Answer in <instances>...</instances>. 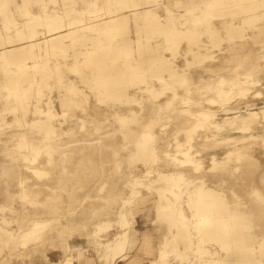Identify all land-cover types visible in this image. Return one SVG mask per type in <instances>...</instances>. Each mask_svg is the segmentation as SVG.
Returning <instances> with one entry per match:
<instances>
[{"label": "rangeland", "instance_id": "1", "mask_svg": "<svg viewBox=\"0 0 264 264\" xmlns=\"http://www.w3.org/2000/svg\"><path fill=\"white\" fill-rule=\"evenodd\" d=\"M138 2L143 13L150 6L164 21L173 19L178 22L183 19L181 12L187 14L193 9L198 13L202 10L209 11L211 20L219 25L221 22L231 20V12L234 10L236 16L234 20L244 22L242 25L245 33L255 31L252 29L254 27L251 28L254 22H258V26L259 23L261 26L264 25V2L253 9H245L240 7V4H236L235 8H231L232 10L226 5L216 8L208 0H138ZM123 4L127 6V3L119 0H76V4L73 0H0V33L9 38H15V31L21 30L22 39L28 41L27 49L33 48L36 54L35 59L31 60L32 63L33 61H37L38 64L46 63L52 68L61 64L63 70L60 82L55 74L49 77L47 73H44L42 67L34 73L35 76L32 74L28 78H21L17 67L9 66V75H15L20 83V89L17 90L19 95L16 97L15 89L11 88L12 91L9 92L6 88L7 76L0 66V118L4 116L5 121L9 122L2 123L0 119V127H4L0 130V138L5 135L10 136V133H17L12 143L7 145L0 143V203L7 205L4 215L18 221L13 228L14 232L8 246L0 248V264H109V259L103 257L104 251L100 243L114 239L117 232H122L118 223H114L109 230L105 229L101 234H95L93 242H89L86 236H91L98 224L108 216H111L112 221L117 219L115 213L112 212L110 215L114 202L112 189L130 179L131 174L144 175L145 166L142 163L131 171L128 164V150L122 142L127 139L134 140L131 138L133 131L130 132V129L122 131V125L123 119H126L129 120L128 123L134 128L133 130L141 131L144 128L141 124H145L152 114L149 105L153 102L156 103L154 104L156 108H159L158 104H160L163 117H159V120L166 123L165 132L158 133L155 137L159 155L161 150L166 148L168 139L174 135L184 138L187 128L199 124L194 132L191 156L200 162V168L196 169L195 162L171 165L160 159L154 167L168 172L183 171L188 180H192L189 184L191 189L197 187L196 183L199 182H196L195 178L200 176L206 179V185L220 189L225 197H218L215 194L209 198L218 205L221 199H225L229 208H235L238 211L240 215L238 221L243 226L242 231L248 239L252 240L251 246L254 248L255 255L261 260L259 264H264V251H261V246H264V181H262L264 174L256 181L257 176L264 172V84L261 85V82L256 79L259 77L252 68L256 60L261 63L260 67H264V30L259 31L257 36L250 39L244 46L238 42L237 50L232 48L234 43L224 28L221 30L220 49L222 50L212 44L207 32L203 35L204 45L195 48L193 52H187L186 42L182 43L176 51L174 48L164 46L165 42L161 41V37H156L157 43L159 42L158 52H166L177 65V76L183 75L186 79H178L173 82L172 87L167 88H164L163 84L156 79L149 81V88L146 82L129 87L136 101L148 104L140 113L138 121H135L131 120L133 117L125 106L118 105L117 100L113 99L107 90H100L97 80H93L92 70L82 60L84 58L82 53L86 51L106 49L111 43L123 44L122 38L119 39L120 37L112 31L104 30L105 21L114 13L120 14ZM58 14L61 16L62 29L68 32L65 38L67 52L70 54L68 57L63 56L62 49L47 46L42 42L48 34L45 23L53 20ZM248 14L254 16L246 20L250 16H247ZM257 15L261 18L256 20ZM188 26H195V24L189 20ZM28 27L32 35H29ZM30 44L35 46L31 47ZM74 53H80V60L75 64L77 73L74 72L73 67H68L74 64ZM210 53L217 55V58L214 60L207 58L206 55ZM108 63L110 65L112 60L108 59ZM247 72L252 74L247 75ZM220 77L225 78V86L231 93L226 103L232 108L230 111L251 109L255 111L254 116L263 120V124L247 130H238L237 123H233L234 121L225 123L221 128L212 126L210 122L206 125L201 124L204 119L201 111L212 108L219 112L224 106L220 103L211 104L207 98L208 95L216 96L208 85L215 84ZM243 77L244 80L246 78L250 80L241 81L243 83L238 84V79ZM71 81L76 83L79 93L69 90ZM188 98L189 102H186ZM23 99L27 106L26 119L28 120L37 116L38 109H53L57 113L54 122L56 133L61 139L62 150L73 149L67 157L59 155V151H56L51 161L44 162L47 147H43L44 151L38 155L34 166L45 169L46 173L42 176L34 173L26 178L24 195L21 191H17L21 188L18 179L22 175L20 172L22 165L7 160V156H10L8 153L20 150L17 143L19 133L28 129L16 125L13 121L14 115L20 114ZM79 105H81L80 108ZM232 115L236 114H229V116ZM222 116H224L222 113L218 117L212 115L210 120L221 119ZM82 117L87 120L83 129L79 128ZM137 122H141L139 127L134 126ZM69 126H73L70 135L63 130ZM87 128L91 129L90 133L93 137H98L103 142L99 151L91 154L80 153L74 149L72 143H68L71 139L82 137L87 133ZM205 130L213 132L215 137L220 138L219 143H214L211 139L206 140L203 137ZM243 134L248 136L254 134L260 142L252 149H242V153L238 156L230 153L223 167H212V155L217 158L224 157L233 150V146L239 142ZM168 148L174 149L170 145ZM115 150L119 154L115 155ZM25 152L30 154L28 150ZM116 156L120 158L119 163L114 160ZM235 166L237 168L234 174L223 173L221 180H214L220 171H224L222 169ZM156 177V174L152 172L145 174V177L141 176V179L144 183H149ZM251 179H255V182L250 183ZM44 180L46 184H40ZM102 181H106L105 190L97 195L92 193L90 189L93 182L99 184ZM144 183L138 185L141 198L154 199V191L145 190ZM152 185L155 187L162 184L154 181ZM125 194L128 196L129 193L125 192ZM196 196L197 194L193 192V194L184 193L180 197H173L174 200H178L177 206L184 212V217L174 220L175 223L170 220L174 219L175 214L167 217L160 212L158 216H155L158 227L155 225L153 228L157 233L169 236L177 234L178 238L174 241L175 243L155 242L152 254L142 250L141 263L145 264L150 259L157 257L158 260L165 256L167 264H214L218 257L225 254L220 242L213 238L202 239V233L197 227L198 216L192 210ZM29 200L34 201L31 203H34L36 207L35 214L38 218L46 219L49 218L46 217L48 215L52 217L51 224L54 219L58 223L53 230L46 227L38 239H32L23 244L24 229L18 228L22 217L15 211L17 205L22 202L27 203ZM56 205L62 206L60 212L55 211ZM70 205L73 209H70ZM9 206L13 210H10ZM0 214H2L1 211ZM129 218L131 223L126 233L128 245L124 255L118 258L115 264H124L136 255L142 236L139 228L143 227L142 221L148 220L143 217L140 221L139 218H133L131 215ZM226 223L230 224V220L226 219ZM68 241H70L69 244H67ZM72 243L75 244V248L71 247ZM77 243L79 244L76 245ZM76 252L80 254L77 259ZM51 253L55 255L53 258L50 257ZM157 260L152 264H156Z\"/></svg>", "mask_w": 264, "mask_h": 264}, {"label": "bare ground", "instance_id": "2", "mask_svg": "<svg viewBox=\"0 0 264 264\" xmlns=\"http://www.w3.org/2000/svg\"><path fill=\"white\" fill-rule=\"evenodd\" d=\"M119 1H122L125 4L127 3V6L125 7L124 4V7L120 6V9L122 10L121 13H114L111 15L110 19L105 21L104 30L109 32L112 31L113 34L120 37L119 39L122 38V40H124L123 44L118 45L111 43L106 49L100 48L96 51H86L82 53L84 57L82 60L85 65L92 70V73L94 74L93 80H97L100 90H107L108 94L111 95L113 99L117 100L118 105L125 106L130 112L131 117H133L131 120L135 121H138L140 113L144 111L146 107L145 105L148 104L136 101V98H133V94L129 87L146 82L147 88H149V81H151V79H156L163 84L164 88H167L172 87L173 82L178 79H186L183 75L177 76V65L166 52H158L159 42L157 43V40L155 39L156 37H161V41L165 42V44H163L164 46L174 48L176 51H178L182 43L186 42L187 52H193L195 48L204 45L203 35L207 32L212 44L215 47H219V50H222L220 49L222 41L221 30L224 28L232 38L231 41L234 43L232 44V48L237 50L239 48L238 42H241L242 46H244L250 39H254L259 31L261 32L264 30V28H261L264 27V25L261 26L259 23L258 26V22H254L252 23L251 28L254 27L252 29L255 31H253V33H245L243 31L244 26L242 25L244 22L234 20L236 17L234 10L231 12V20L221 22L219 25L211 20V13L209 11L202 10L198 13L193 9L189 10L187 14L181 12L183 19L176 22V20L173 19L162 20L158 17V13L153 8H150V6H148L146 12L143 13L138 0ZM208 1H210L216 8L226 5L228 9L235 8L236 4H240V7L245 9H253L264 2V0ZM73 2L76 4V0H73ZM218 15L221 16L222 13H218ZM249 15L250 14L247 16ZM252 16L254 15H250L246 20H249ZM60 17L61 16L58 14L53 20L45 23L48 28V34L42 42L47 46L62 49L63 56L68 57L70 54L67 52L68 46L65 43V38L68 36V32L62 29ZM260 18L261 16L259 15L255 17L256 20ZM189 20H191L195 26H188ZM15 33V38H9L0 33V66L7 76V85L5 86L8 91L10 92L11 88L15 89L14 93L17 97L19 95L17 90L20 89V83L16 79V76L9 75V66L17 67L21 78H28L32 74L35 76L34 73L39 71L40 67H42V71L47 73L49 77H51L52 74H55L61 82L63 76L61 64H57L52 68L46 63L38 64L37 61H33L32 63L31 60L35 59L36 54L31 47H34L35 44H30L31 49H27L28 41L22 39V31L16 30ZM28 33L29 35H32L29 27ZM74 55V64L72 63L68 65L65 63V65H68L70 68L73 67L74 72L77 73L78 71L75 64L80 60V53H74ZM206 57L214 60L217 58V55L210 53L206 55ZM108 59L112 60L110 65ZM260 65L261 63L256 60L252 64V68L255 69L254 71L256 72L257 77H259L256 79L259 80L262 85L264 84V67H260ZM208 68L210 69V66ZM12 73H15V71H12ZM247 73V75L252 74L251 72ZM246 80L248 81L250 79L246 78ZM246 80H244V77L240 78L238 79V84L246 82ZM225 83V78L220 77L215 84L208 85L216 95L207 96L211 104L220 103L224 106L221 107L219 112L212 108L201 111L200 113L204 118L201 124L206 125L210 122L212 126L221 128L225 123L234 121L233 123H237L236 128L238 130H247L256 125L263 124V120L254 116L255 111H252L251 109L246 110H251L249 112L244 110L230 111L232 108L228 107L226 103L230 99L231 93L229 89L226 88ZM69 90H72L74 93H79V88L74 81L69 83ZM98 100H100L99 97ZM185 101L189 102V98ZM22 102L20 114L14 115L13 121L16 125L24 126L28 129L22 130L17 136V143L20 150L10 152L8 153L10 156H7V154L6 156L8 157L7 160L10 162L12 161L22 165V170L20 171L22 172V175L18 179L21 188L17 191H21L22 195H24V180L31 177L34 173L39 176L46 173L45 169L34 166V162L38 155L44 151L43 147H47L45 148L47 156L44 158V162L51 161L56 151H59V155L67 157L73 149H70L69 151L62 150L61 139L58 137L59 134L56 133V123L54 122L57 113L54 112L53 109H38L37 116L32 120H28L26 119L27 106L24 103V99ZM97 103L99 102L97 101ZM154 104L156 103L153 102L149 105L151 106L152 114H150L147 122L145 124L137 122L134 125L136 127H139L140 124L144 125V128L141 131L137 132L136 130H133L134 128L128 123L129 120L127 121L126 119H123L122 125V131L125 132L127 129H130V132L133 131V137L131 138L134 140L127 139L122 142V145L128 150V164H130L131 171H133L139 163H142L145 166L144 175L131 174L130 179L124 181L120 186L116 185L112 189L114 202L112 204L110 215L112 212L115 213L117 219L112 221L111 216H108V218L98 224L93 230L94 233L91 234V236H86V239L89 242H93L95 241V234H101L105 229L109 230L114 223H118L122 228V232H117L114 239H108L106 242H99L101 249L104 251L103 257L109 259V264H115V261L124 255L128 245L126 233L128 225L131 223L129 215L133 218H139L140 221L143 217H146L148 220L142 221L143 227H138L142 235L139 248L137 249L138 252L130 260L124 263L143 264L140 262V253L142 250L148 254H152L155 242L168 244L177 241L178 238L177 234L169 236L167 234L160 235L157 233L153 228V226H157L155 216H158L160 212H163L167 217H171L175 214L174 219H170L175 223L174 220L184 217V212L182 208L177 206L178 200H174L173 197L177 198L184 193L193 194V192H195L197 196L192 204V210L194 214L198 216L199 223L197 224V227L202 233L201 237L203 240L213 238L220 242L225 252L222 257L216 259L214 264H259L261 260L255 255L254 248L251 246L252 240L248 239L246 234H244L242 231L243 226L238 221L240 216L238 211L235 208H229L227 204L228 202L225 199H221L220 204L218 205L214 200L212 201L209 198L215 194L218 197H225L220 189L206 185V179L203 176L195 178L196 182L199 183H196L197 187L195 189H191L189 184L192 180H188L183 171L168 172L154 167V164L162 159L164 163L171 165L195 162L197 164L196 169L200 168V162L191 156V149L194 147V132L199 124L192 128H187V133L184 138L174 135L168 139L166 148L162 149L161 154L159 155L156 148L155 137L158 133L165 132L166 123L160 122L159 120V117H163L161 116L160 104H158L159 108H156ZM80 107L81 105H79V108ZM220 113L224 114L221 119L210 120L212 115L213 117H218ZM230 113H235L236 115L229 116ZM0 119L2 120V123H9L8 121H5L4 116ZM86 124V118L82 117L79 123V128L83 129ZM3 128L4 127H0V130ZM72 129L73 126H69L63 130L70 135ZM90 132H92L91 129L87 128V133L83 134L82 137L71 139L68 143H72L74 149L80 153H95L96 151H99L103 142L98 139V137H93ZM212 133L213 132H210L209 130H205L203 137L206 140L211 139L214 143H219L218 141L220 138L215 137ZM9 135L10 136H2V138H0V143L3 145L12 143L17 133H10ZM247 136L248 135L243 134L239 142L233 146V150L227 153L224 157L217 158L215 155H212L211 166L214 168L223 167L222 165L228 161L230 153H234L238 156L242 153V149H252L260 142V140L254 137V134ZM169 145L173 146L174 149H169ZM25 150L30 151V154L25 152ZM114 154L117 155L119 152L115 150ZM114 160L117 163L120 162V158L117 156ZM236 168L237 166L222 169V171H224H220L219 174H217L219 177L216 176L217 178L214 180H221L223 173L229 175L234 174ZM152 172H154L157 177L149 183H144L141 176L145 177V174L147 175ZM263 174L264 172L260 173L257 176L256 181ZM154 181H159L162 185L154 187L152 185ZM262 181H264V177L262 178ZM105 182L106 181H102L99 184H94L93 182L90 191L96 193V195L103 192L106 187ZM254 182L255 179L250 180V183ZM142 183H144L145 190L150 191L152 189L154 191V199L145 200L141 198V190L138 185H142ZM40 184H46V181H41ZM125 192L129 193L128 196H126ZM31 201L34 202L33 200ZM31 201L29 200L27 203L22 202L17 205L15 211V213H20V216L22 217L18 228L24 229V233L22 234L24 236V240L22 241L23 244L28 243L32 239H38L46 227L47 229L49 228L53 230L58 223L54 219V222L51 224L52 217L48 215H46V217L49 218L46 219L38 218V215L35 214L36 207ZM151 201L153 202L151 203ZM6 206V204L0 203V211L2 212V214H0V248H4L6 245L8 246V242L14 232L13 228L16 222H18L4 215L7 211ZM9 209L13 210L11 206H9ZM55 209L56 212H60L62 206L56 205ZM70 209H73L72 205H70ZM226 219L230 220V224L226 223ZM151 224L154 225L151 226ZM164 236L165 238H163ZM43 243H45V241ZM69 243L70 241L67 242V244ZM78 244L79 243L76 245ZM71 247L75 248V244L72 243ZM261 251H264V246H261ZM75 254L76 259L80 257L79 252H76ZM156 258L150 259V261L145 264H152V262L157 260ZM156 264H167L165 256L158 259Z\"/></svg>", "mask_w": 264, "mask_h": 264}, {"label": "crops", "instance_id": "3", "mask_svg": "<svg viewBox=\"0 0 264 264\" xmlns=\"http://www.w3.org/2000/svg\"><path fill=\"white\" fill-rule=\"evenodd\" d=\"M55 255H53L52 253L50 254V257L53 258ZM120 262H123V261H120Z\"/></svg>", "mask_w": 264, "mask_h": 264}]
</instances>
